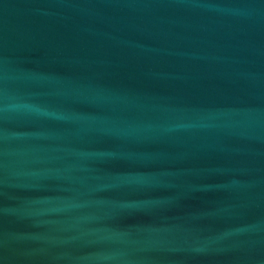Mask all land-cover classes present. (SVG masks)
I'll use <instances>...</instances> for the list:
<instances>
[{"label":"water","instance_id":"obj_1","mask_svg":"<svg viewBox=\"0 0 264 264\" xmlns=\"http://www.w3.org/2000/svg\"><path fill=\"white\" fill-rule=\"evenodd\" d=\"M0 264H264V0H0Z\"/></svg>","mask_w":264,"mask_h":264}]
</instances>
